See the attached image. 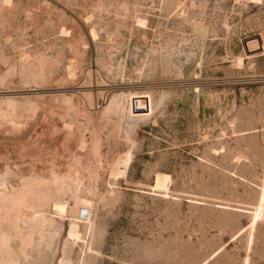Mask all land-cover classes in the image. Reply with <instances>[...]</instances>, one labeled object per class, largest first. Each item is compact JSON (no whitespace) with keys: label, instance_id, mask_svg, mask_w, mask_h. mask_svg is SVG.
I'll return each mask as SVG.
<instances>
[{"label":"rangeland","instance_id":"374dc122","mask_svg":"<svg viewBox=\"0 0 264 264\" xmlns=\"http://www.w3.org/2000/svg\"><path fill=\"white\" fill-rule=\"evenodd\" d=\"M263 180L264 0H0V264H264Z\"/></svg>","mask_w":264,"mask_h":264},{"label":"bare ground","instance_id":"6f19581e","mask_svg":"<svg viewBox=\"0 0 264 264\" xmlns=\"http://www.w3.org/2000/svg\"><path fill=\"white\" fill-rule=\"evenodd\" d=\"M256 1V0H255ZM94 33V32H93ZM250 45L254 46L255 45V42H251ZM262 48V46H261ZM256 53V52H255ZM254 54V53H253ZM73 68V67H72ZM70 71V70H69ZM73 71V70H72ZM69 74V72H68ZM142 98H145V99H142ZM128 105H129V108L132 109V110H135V112H138L139 110H141L142 108H145L146 111H148L149 113L151 112V99L149 96H143V97H136V98H129L128 99ZM131 112V110H130ZM137 114V113H136ZM140 114V113H139ZM148 115V114H146ZM39 117H41L39 115ZM84 144V143H83ZM82 147V146H81ZM80 147V148H81ZM127 160V159H126ZM120 161V160H119ZM124 162V160H123ZM121 165V164H120ZM116 167V166H115ZM118 170V169H117ZM117 173V172H116ZM120 173V172H119ZM168 182H170L169 180V177L167 175H160L158 174L156 177H155V185H154V188H156V190H167V186H168ZM153 188V189H154ZM157 192V191H156ZM159 192V191H158ZM163 193V192H162ZM167 193V192H166ZM78 213H79V210L81 209V215H84V211L85 213H87V209L89 207V202L87 201H79L78 203ZM76 206V207H77ZM77 209V208H76ZM251 209V208H250ZM75 210V209H74ZM69 211H72V210H69ZM73 212V211H72ZM76 213V211H74ZM73 212V214H74ZM250 213V225L249 227L251 228V231L252 229L254 228L255 224L257 222H259L260 220H263L264 219V180L263 182L261 183L260 187H259V196H258V201H257V204L256 206L253 208V210ZM25 214V213H23ZM86 215V214H85ZM71 237H74L75 239L78 238V235H76L75 233H71L70 234ZM252 240V237L250 235V241ZM244 264H248L247 261H245Z\"/></svg>","mask_w":264,"mask_h":264},{"label":"water","instance_id":"95a60500","mask_svg":"<svg viewBox=\"0 0 264 264\" xmlns=\"http://www.w3.org/2000/svg\"><path fill=\"white\" fill-rule=\"evenodd\" d=\"M251 42H255V45L254 46L250 45ZM245 45H246L247 49L253 48L254 50H256V49L259 50L261 48L260 43H259V38H251V39L245 41ZM142 99H145V98H142ZM84 213H85V211H84Z\"/></svg>","mask_w":264,"mask_h":264}]
</instances>
